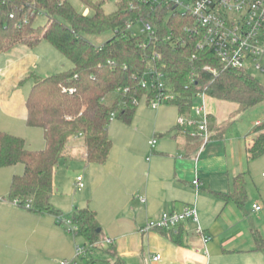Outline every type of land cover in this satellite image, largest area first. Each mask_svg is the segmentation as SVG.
<instances>
[{
    "label": "crops",
    "instance_id": "1",
    "mask_svg": "<svg viewBox=\"0 0 264 264\" xmlns=\"http://www.w3.org/2000/svg\"><path fill=\"white\" fill-rule=\"evenodd\" d=\"M71 67L48 40L0 53V129L23 137L31 149L45 148L43 128L27 123V97L36 77ZM206 108L211 132L206 144L194 134L196 126L179 124L180 116L196 118L193 107L183 112L172 103L153 108L146 101L130 123L112 120L113 148L104 164L87 163L83 140L71 139L55 170L51 202L63 219L70 220L80 208L96 212L102 237L115 243L95 253V264H204L206 246L193 221L140 232L150 218L189 205L197 206L199 222L211 236L207 249L212 264H264V155L252 158L249 153L257 122L264 121L257 119L252 131L241 133L232 125L237 103L207 96ZM23 172L21 163L0 168V264L73 259L87 264L75 255L78 244L88 243L82 233L69 232L55 214H39L10 199L12 178ZM239 174L248 193L242 204L220 195L233 191ZM78 176L83 188L77 186ZM196 177L199 186L193 184ZM156 254L159 260H154Z\"/></svg>",
    "mask_w": 264,
    "mask_h": 264
},
{
    "label": "trees",
    "instance_id": "2",
    "mask_svg": "<svg viewBox=\"0 0 264 264\" xmlns=\"http://www.w3.org/2000/svg\"><path fill=\"white\" fill-rule=\"evenodd\" d=\"M80 1L89 9L87 15L70 0H0V53L48 40L73 63L67 70L36 77L27 97V123L43 128L45 148L31 149L23 137L0 129V168L24 165V172L12 178L10 199L39 214L60 216L51 202L53 180L72 138L83 140L87 163L107 162L113 148L112 115L130 123L138 106L150 101L156 91L144 86L143 80L151 69L165 73L167 85L178 94L172 104L183 112L191 110L199 92L237 103V114L264 103V83L247 70L226 66L210 51L165 40L176 29L182 32L184 17L174 14L167 20L165 10L153 12L140 0H114L117 8L110 13L104 8L109 0ZM40 15L48 19L44 25L36 24ZM141 19L158 28V40L132 35L128 24ZM106 32L113 35L101 45L89 39ZM254 133L249 153L258 158L264 155V122ZM220 195L242 204L248 196L245 177L239 174L233 191ZM71 220L88 242L104 238L91 208L76 209Z\"/></svg>",
    "mask_w": 264,
    "mask_h": 264
},
{
    "label": "built area",
    "instance_id": "3",
    "mask_svg": "<svg viewBox=\"0 0 264 264\" xmlns=\"http://www.w3.org/2000/svg\"><path fill=\"white\" fill-rule=\"evenodd\" d=\"M153 12L165 10L167 20L174 14H178L185 19L182 32L177 29L165 36V40L171 41L174 46L191 45L196 51L207 50L212 52L226 66L245 69L249 72L250 67H255L264 72V0H140ZM88 10L84 12L85 15ZM141 24L139 31L134 27ZM128 29L133 36L144 34L150 40L160 38L158 28L150 21L141 19L137 23H129ZM160 57V53H156ZM195 58L196 55H193ZM207 70L216 73V69L207 66ZM143 80V85L155 89L154 96L147 102L153 108H158L163 103H172L178 98V94L172 87L167 85L166 75L162 71L151 69ZM75 89H70L73 92ZM206 92H199L196 95V102L193 110L196 118L180 116L181 126L194 125L195 135L201 138L204 144L211 139L209 129V112L206 108ZM115 114L112 115V120ZM263 122H257V125ZM156 138L151 140V145H156ZM193 184L199 186L200 180L196 177ZM77 186H85L82 176L77 178ZM142 201H146L141 197ZM19 205L18 200H14ZM29 206V205H28ZM27 206V207H28ZM255 210H260L261 206L254 205ZM59 222L69 225V232L78 233L79 228L70 219H63L57 216ZM186 221H193L197 224L196 232L202 237L206 246V262L210 261L207 244L211 241V236L206 234L199 222V213L196 205L186 206L182 210L165 211L158 218H150L141 228L140 232L147 233L153 230L176 229ZM115 240L104 237L95 242L78 244L76 246V257L95 264L94 256L98 250H103L107 246L114 245ZM160 254L154 256V260H159ZM61 264H78L76 259L63 260Z\"/></svg>",
    "mask_w": 264,
    "mask_h": 264
},
{
    "label": "rangeland",
    "instance_id": "4",
    "mask_svg": "<svg viewBox=\"0 0 264 264\" xmlns=\"http://www.w3.org/2000/svg\"><path fill=\"white\" fill-rule=\"evenodd\" d=\"M71 3L75 6V8L79 12H85L86 7L83 5V3L80 0H70ZM106 12L110 13L116 10L117 4L114 0H109L105 3L104 6ZM48 21L47 17L45 15H40L37 20V25H44ZM141 28V24H137L134 29L136 31H139ZM112 32H106L100 35H89V39L94 42L97 45H101L104 42H106L108 39L112 37ZM249 73L256 77L260 82L264 83V72L261 70H258L255 67L249 68ZM257 119H261L264 121V103H259L250 109H248L245 112L233 115V127L236 128L238 132L241 133H249L254 129V122ZM71 219V218H70ZM68 231H69V225H68Z\"/></svg>",
    "mask_w": 264,
    "mask_h": 264
},
{
    "label": "water",
    "instance_id": "5",
    "mask_svg": "<svg viewBox=\"0 0 264 264\" xmlns=\"http://www.w3.org/2000/svg\"><path fill=\"white\" fill-rule=\"evenodd\" d=\"M98 231L100 232L101 231V228H99Z\"/></svg>",
    "mask_w": 264,
    "mask_h": 264
}]
</instances>
